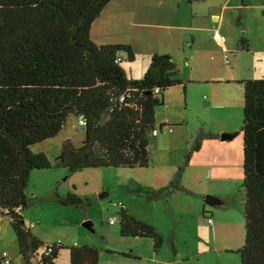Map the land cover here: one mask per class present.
<instances>
[{"label":"trees","instance_id":"trees-1","mask_svg":"<svg viewBox=\"0 0 264 264\" xmlns=\"http://www.w3.org/2000/svg\"><path fill=\"white\" fill-rule=\"evenodd\" d=\"M110 1L0 0V214L7 218L24 264H58L62 250L67 251V264H99L94 247L45 246L30 233L20 211L30 204L25 188L31 171L62 168L71 175L86 168L147 167L148 146L156 131L155 109L167 89L185 84L167 54H153L142 77L132 79L120 66L119 53H125L128 62L133 59L128 45H95L90 40L92 22ZM236 50L249 51L244 37L237 40ZM238 83L244 236L236 253L239 264H264V78ZM70 115L85 122L80 146L63 141L52 161L44 153L30 151L32 144L55 137ZM163 126L159 124L158 132ZM217 138L198 129L182 166L165 187L151 190L148 199H162L179 190L192 154L204 140ZM52 198L82 210L90 203L73 193L61 197L56 190ZM119 234L149 238L155 251L163 243L151 225L123 208ZM3 261L0 255V264Z\"/></svg>","mask_w":264,"mask_h":264},{"label":"rangeland","instance_id":"rangeland-1","mask_svg":"<svg viewBox=\"0 0 264 264\" xmlns=\"http://www.w3.org/2000/svg\"><path fill=\"white\" fill-rule=\"evenodd\" d=\"M171 1L175 7L177 2L182 3L189 16L195 8H203L202 5L207 3ZM213 4L218 9L224 8L220 20L213 21L215 17L203 15L194 20L195 24L220 23L223 27L221 35L224 34L227 39L232 34L242 36L246 38L249 49L257 52L229 51L226 54L228 64H224L223 54L216 57L201 50L196 51L191 63L188 60L186 65L182 58H172L180 70V79L186 83L184 96L182 91L180 96L176 94L177 88H169L164 92L166 98L162 96V104L155 109L156 131L148 146L151 162L147 167L86 168L71 175L62 168L31 171L25 188L30 204L20 211V215L30 233L42 245L58 243L63 248L94 247L99 251V264H166L176 258V250L194 256L192 259H198L203 264H239L236 250L241 247L244 236L242 138L239 133L242 88L237 86L236 89L240 95L238 104L227 103L235 97V91L229 89L228 95L217 94L216 107L204 109L212 93L199 90L210 86H192L187 75L189 73L194 78L217 76L221 74L218 68L235 64L239 75L264 76V53L258 52L264 50V0H217ZM176 10L175 25H183L186 22L184 13L178 7ZM149 31L153 33L150 39H155L149 41L152 43H158L160 38L157 35L165 32L163 29ZM198 36L203 46L209 42L204 30L198 31ZM149 42L144 41L146 45ZM183 42L185 46L189 44L190 37L186 35ZM230 43L231 39L226 41V46L229 47ZM119 57L122 58L120 66L127 75L129 69L135 72L136 67L145 61L143 53L133 57L131 62L126 60L125 53H119ZM146 62L148 67L150 59ZM161 123L164 126L158 132ZM198 129L218 136L223 133L235 135L229 141L218 138L204 140L193 158L197 167L183 168L181 188L168 197L148 199L151 190L165 187L177 168L182 166L183 154ZM83 137L79 119L70 115L55 137L32 144L29 148L32 153H44L52 161L57 157L63 141L69 139L73 146L78 147ZM214 157L217 160L213 163ZM210 161L212 167L208 168L206 164ZM202 163L205 170L198 167ZM54 190L61 197L73 193L80 199L90 200V203L84 210L60 205L52 198ZM216 195L223 198L221 205L213 207L205 203L208 197ZM203 207L211 211V216L209 213L202 215ZM121 208L155 229L163 240L160 249L155 251L149 238L120 236ZM206 218L211 220V224ZM111 219L115 221L113 225L109 224ZM85 222L91 223L90 229L84 227ZM226 249L233 251L225 252ZM198 252L201 253L197 257ZM3 253L10 264H24L7 218L0 214V255ZM67 255V251L62 250L58 263L66 264Z\"/></svg>","mask_w":264,"mask_h":264},{"label":"crops","instance_id":"crops-1","mask_svg":"<svg viewBox=\"0 0 264 264\" xmlns=\"http://www.w3.org/2000/svg\"><path fill=\"white\" fill-rule=\"evenodd\" d=\"M205 1L207 3H204V5H202L203 8L197 7L198 9L195 8L193 12L190 10V16L187 15V12L184 10L182 3L177 2L176 7L183 11L186 22L183 25H175L174 21L177 18V10L175 4H173L171 0H111L103 8L98 18L92 22L89 29V38L95 45L126 44L131 48L133 57H137L139 53H143L145 61L138 65V67H136L137 69L135 72H133L132 68L129 69V75L127 76L132 79H140L142 77L147 68L146 60L150 59L153 54H167L173 59L182 58V60L185 61L184 65L188 63V60L191 63L194 53L200 50L204 51L205 53L215 55L216 57L223 54L224 59L225 54L222 52L220 45L212 37L214 31L221 33L220 31L223 30L222 24L220 25L219 23L199 26V24H195L196 21H194L197 18L202 17L203 15H206L205 17H215L213 18V21L220 20L224 8L220 7L218 9L216 6H214L213 2H216L217 0ZM194 3L198 4L200 2H193V4ZM152 29H163L165 31L161 34V36L157 35V38H160V41L158 43L156 41L154 43L149 42L155 40L150 39V36H152L151 34L153 33L149 30ZM200 30H204L208 34L209 42L206 43L205 46H203L204 44L200 43L199 40L198 31ZM186 35L190 37V42L185 46V42H183V39ZM240 37L242 36L238 37L237 35L234 36L232 34L229 39L225 38L224 47L228 53L229 51L233 50L235 52L236 43ZM163 39L164 41H162ZM230 39V46L227 47L226 41H229ZM144 41L149 42V45H146ZM247 52L257 51L249 49V51ZM258 52L264 53V50ZM215 67L217 68V66ZM218 69L221 74L217 76L214 75L206 77L205 75H201L199 77L197 76V78H194L189 73L187 75V80L190 81L189 84H193L192 86L203 84H207L208 86H210L201 87V89L199 90L209 91L210 93H212L211 99L208 104H206L204 109H212L216 107L218 103L216 98L217 94L220 92L228 95L229 89H232L233 92L235 91V97L231 96L232 98H230L227 103L231 105H235V103L238 104L240 102V95L236 91V89L237 86L241 87L238 81L264 78V76L262 75L255 78H253V76L239 75L236 73L237 67L235 64L230 67H220ZM185 87L186 83L183 86L176 85L171 88H177L176 94L179 96L181 95L180 91H182V94L184 96ZM162 96L163 99L166 98V96L164 97V93ZM196 153L197 152L192 154L187 168H189L190 166H195V168L197 167V165H194L196 164V162L193 159L195 158ZM216 160V157H214L212 160L213 163L216 162ZM212 161L206 164L207 167L209 166L208 168L212 167ZM198 167L205 170L203 163ZM212 198L219 200L221 204L223 203V198L220 196L216 195ZM203 211L209 213L211 216L210 210H207L205 207H203L202 212ZM224 251L231 252L233 250L226 249ZM200 253L201 252H198L196 256H199ZM175 257L176 258H174V260L166 264H203V262L199 261L198 259H192L194 256H187V254H183L179 250H176Z\"/></svg>","mask_w":264,"mask_h":264},{"label":"built area","instance_id":"built-area-1","mask_svg":"<svg viewBox=\"0 0 264 264\" xmlns=\"http://www.w3.org/2000/svg\"><path fill=\"white\" fill-rule=\"evenodd\" d=\"M212 37H213V39L220 45V47H221V50H222V52L225 54V63L226 64H228V57L226 56V54H227V51H226V49H225V47H224V42H225V37L223 36V35H221L219 32H217V31H214L213 32V35H212ZM186 65V64H185ZM154 92L155 93H157V89H155L154 90ZM79 124L81 125V126H84V124H85V122H84V120L83 119H80L79 120ZM115 223V221H114V219H111V220H109V224H114ZM207 223L208 224H211V220L209 219V218H207ZM50 250L48 249L47 250V252H49ZM2 255V257L4 258V261H3V264H8V259H7V256L3 253V254H1Z\"/></svg>","mask_w":264,"mask_h":264},{"label":"water","instance_id":"water-1","mask_svg":"<svg viewBox=\"0 0 264 264\" xmlns=\"http://www.w3.org/2000/svg\"><path fill=\"white\" fill-rule=\"evenodd\" d=\"M64 125V124H63ZM234 137L233 134H226V133H223V134H220L218 136V139L220 141H229L231 140L232 138ZM205 203H207L208 205L210 206H219L221 205V202L219 200H216V199H213L212 197H208L207 200L205 201ZM84 227H86L87 229H90L91 228V223L90 222H85L84 224Z\"/></svg>","mask_w":264,"mask_h":264}]
</instances>
